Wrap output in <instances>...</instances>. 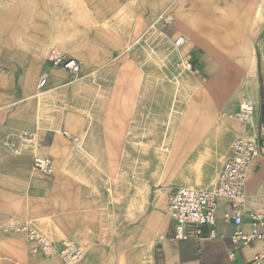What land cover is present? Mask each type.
<instances>
[{"label":"crops","instance_id":"0c3cea01","mask_svg":"<svg viewBox=\"0 0 264 264\" xmlns=\"http://www.w3.org/2000/svg\"><path fill=\"white\" fill-rule=\"evenodd\" d=\"M86 1L90 5L92 24L98 28L92 33L95 38L86 39L88 41L85 43L81 42L79 34L75 37L66 33L60 36L63 43L54 42L58 36L51 32V26L55 22L48 10L45 20L36 30L31 28L30 23H17L14 26L15 36L9 37L10 40L20 43L14 55L10 54L14 58H9L4 63L7 66L0 67L8 70L0 74V223L4 221L0 226L15 221L10 219L14 216L29 215L31 218H39L42 226H46L47 231L55 239L53 241L44 234L49 240L57 244L65 241L76 245L79 243L87 248L86 257L81 264L249 263L262 251L263 243L255 240L250 245L235 248L231 236L236 227L223 220V212L227 207L226 200L219 201L216 237L210 240H174L169 217L163 239L156 238L154 226H149L151 224L149 216L144 218L138 229L135 228L131 234L120 233V236L114 234L107 218L110 217L111 211L105 210V214L102 215V212L96 209L99 198L93 186L107 183L100 178L74 175L75 170L81 168V163L75 160L74 149L69 144L71 141L63 132L79 136L84 142L85 135L83 136L82 133L88 125L86 116H139V113L136 115L132 111L131 102L134 90L137 88L136 82L123 80L127 71L126 66L123 65L128 60L123 58L125 53H122L120 48L134 34L143 30L153 17L157 15L158 18L165 12L163 10L167 9L176 21L169 34L176 36L180 30H184L185 33H190H187L189 36L192 35L190 44L179 49L178 54L172 57V64L175 65L174 60L183 53L190 54L191 60L198 65L200 73L205 67L206 74V80L203 82L185 79L177 81V73L174 70L169 71V80L172 81L174 78L177 81L173 80L176 90L183 91L184 96L188 98L185 107L180 108V113L175 116H181L182 112L185 116H201L206 125L190 142L188 156L176 171H173L171 156L167 161L169 168L165 172L162 171L165 164L163 165L161 161V152L163 153L161 134L158 133V140L157 135L154 136L149 149V157L153 159L149 167L151 177L159 176L161 182H165L166 178L185 169V164L195 168L190 164L209 160L211 151L206 147L201 148L202 139L209 129L218 126L219 108L224 110V116L235 122L237 134L235 140L253 136L259 122L260 108L264 103V46L258 49L256 47V40L264 28V0ZM97 5H102L104 8H98ZM68 14L71 23H74L76 13L70 11ZM215 52L223 57L237 56L242 66L250 59L255 60V73L241 88L238 82L236 84L232 82L233 74L228 73L231 71L223 70L228 74H223L225 80L221 84L220 95L226 101L218 105L210 103L209 100V76L215 74L219 79V74L216 72L221 69L213 66L209 59V63L204 65L199 57L200 54L202 57L213 58ZM53 54L79 60L80 75L72 76L63 70H50L47 60L51 59L48 57ZM44 69H49L48 83L40 92L37 86ZM103 70L104 80L97 81L95 85L91 77L94 73ZM114 73L118 77L120 74L124 77L114 83ZM97 93L104 96L106 106L100 110H91V98ZM195 93L196 99L192 100V95ZM118 97H121V102L117 106L120 108L114 111L113 98L117 100ZM123 98L126 104L122 102ZM247 101L254 103L257 109L251 126L243 125L233 119L242 104ZM13 104H19L15 111L10 108ZM41 114H44L42 119ZM107 129L99 134L94 130L92 135L102 138L106 144L107 138L112 135L111 127ZM22 131L36 134L40 156L52 160L53 174L47 175L33 170V155L29 147L24 148L21 155H11V150L4 145V141L10 135L16 140V135ZM137 142L142 153L145 154V140ZM168 147L171 149V145ZM82 150L91 156L88 150L84 148ZM214 159L217 167L219 156L216 155ZM146 164L149 166V163ZM103 167L106 169L107 164ZM213 179L212 175L207 181L185 179L181 184L183 187L204 189ZM142 186L145 194H151L152 189L149 185ZM159 191L152 208L161 213L165 210L166 195L161 192L162 189ZM246 193L247 212L261 214L264 222L262 154L256 156L251 165ZM14 201L17 203L15 208L12 207ZM242 230L246 234L252 231L251 221L247 215L244 217ZM261 231L264 232V225ZM8 234L0 236V253L4 257L21 258L26 260L27 264H61L60 259H48L51 261L48 263L42 254L43 258H41L40 253L34 250L33 244L25 235L28 242L26 244L19 241L13 243ZM134 239L138 244L130 247L129 242ZM9 247L13 251L8 250ZM5 263L11 262H0V264Z\"/></svg>","mask_w":264,"mask_h":264},{"label":"rangeland","instance_id":"374dc122","mask_svg":"<svg viewBox=\"0 0 264 264\" xmlns=\"http://www.w3.org/2000/svg\"><path fill=\"white\" fill-rule=\"evenodd\" d=\"M89 7L90 5L86 0H0V67L7 66L4 63L9 58H14L12 55H14L15 50L19 49L20 42L9 39V37L15 36L14 26L17 23L22 24L27 22L31 24V28L36 30L40 23L45 20L47 10L55 22L51 26V32L58 36L54 42H64L61 40L62 37H60L62 33L75 37L79 34L82 43L87 42L88 40L86 39L95 38L92 33H94L98 26L92 24L93 18ZM96 7L104 8L102 5H97ZM70 11L76 13L74 23L70 21L68 14ZM163 12L164 14H169L173 21L176 22L169 10L166 9ZM156 17L157 15L144 26L143 30L134 34L120 48V51L125 53L124 49L126 46L142 39L141 43L136 45L137 47H135L133 53H125L123 57L128 60L123 66H126V68L124 67L125 70L130 73L125 72L126 78L121 74L119 77L116 73L113 74L114 83L122 80V77H124L123 80H134L136 82L137 88L134 90L135 93L131 102L132 111L136 115L139 113V116H86L88 118V125L82 133L83 136L85 135L84 142H81V144L69 142L74 149L75 160L81 163V168L75 170L74 175L100 178L107 183L102 186H93L99 198L96 203V209L100 210L102 215L105 214V210L111 211L110 217H107L109 219L108 225H111L113 233L118 236H120V233H123V235L131 234V231L135 228L138 229L144 218L149 216V220L151 221L149 226H154L156 238L163 237L164 230L168 224V200L172 189L179 186L183 187L181 182L185 179L207 181L211 175L214 179L204 189L214 186L230 149L237 138L235 122L224 116V110L219 108L218 126L209 129L202 139L201 148L206 147V149L211 151L209 160H200L194 162L195 164H190L191 166H195V168H190L189 164H185V169H181L166 178L165 182H161V177L159 176L155 178L151 177L149 167L153 159L149 157V149L154 136L156 137L157 135L158 140V133L161 134V147L163 151V153L161 152V161L163 165L165 164V168L163 167L162 171L165 172L169 168V162L167 161L170 156L174 166L173 171H176L186 159L179 160L178 158L180 142L193 141L194 136L198 134L200 126L206 123L201 116H185L184 112L181 113V116H175L180 113V108L183 109L185 107L188 98L184 96L183 91L176 90V85L173 82V80H176L174 78L172 81L169 80V71L174 70L177 73V81L185 79L203 82L206 80L205 67H203V71L201 70L198 76L185 72L181 65L184 61L191 59V55L186 53H183L181 57L174 60L175 65L172 64V57L178 54L177 51L172 50L170 44L171 39L175 37V34L174 36L169 34L174 24L172 26L161 24L159 30H154L152 29V24ZM78 25H80V29H78ZM181 32L185 31L180 30L179 33ZM187 33L190 34L189 32ZM190 36L192 37V35ZM10 54L12 55L10 56ZM55 56L58 55L53 54L48 58ZM199 57L202 59L201 61L204 65L209 63V59L213 66L215 65L218 69H221V71L216 72V74H219V79L216 78L217 75L215 74L209 76V100L210 103L215 105L226 101L220 95V87L225 80L223 74L232 73V80H234L232 82L234 84L238 82L241 88L245 86V81L255 73L254 59L246 61L242 66L239 64L237 56L225 55L223 57L217 55L215 52L213 58H208V56L202 57L200 54ZM226 69H229L231 72H224L223 70ZM103 72L104 70L94 73L91 77L95 85L97 81L104 80ZM192 96V100L196 99V93ZM123 101L126 104L125 98L122 99ZM120 102L121 97H118L117 100L113 98L114 111L120 108V106L117 107ZM21 104L23 103L21 102ZM18 105H11V110L15 111ZM105 106L106 100L102 94L97 93L96 96L91 98V110H100L101 108H105ZM43 116L44 114H41L40 118L42 119ZM177 122L178 129L175 130L174 126ZM110 127L112 135L109 139L107 138L106 144H104L102 138L93 137L94 130H97L99 134L103 133L104 129ZM172 130L173 135L170 138ZM184 133L186 136H184ZM139 140H145V154L142 153L140 145L137 142ZM169 145H171V149L168 147ZM82 148L88 150L91 156L87 155ZM189 148V144H186L185 148L181 149V151L188 154ZM29 149L31 153L40 155L38 151L39 145H34ZM10 153L14 156L12 151ZM216 155L219 156L217 167L214 164V157ZM146 162L149 163V166ZM106 164L107 168L104 169L103 166ZM142 185H149L152 189L151 194H145L146 192ZM159 189H162L161 192L166 195L165 210L161 213L152 208L157 195L160 193ZM104 198L107 200H104ZM12 207H17L16 201L12 203ZM10 219L32 225L48 238L53 241L55 240L47 231L46 226H42L39 218H31L27 215L22 217L14 216ZM8 237L11 241H14L13 243H16L15 241L28 243L26 237L22 234L9 233ZM137 244L136 239L129 242L130 247ZM77 245L85 253L84 260L87 248L79 243ZM8 250L13 251L11 247ZM41 258H43L42 255ZM45 260L48 261L47 258ZM0 262H22L27 264L24 259L4 257L1 253Z\"/></svg>","mask_w":264,"mask_h":264},{"label":"built area","instance_id":"2783aa9c","mask_svg":"<svg viewBox=\"0 0 264 264\" xmlns=\"http://www.w3.org/2000/svg\"><path fill=\"white\" fill-rule=\"evenodd\" d=\"M173 22L169 14L163 13L154 20L152 29L159 30L161 24L172 26ZM141 41L142 39H139L136 43L126 46L124 52L133 53L136 45ZM190 42V36L181 32L171 39L170 44L173 51H178ZM262 46H264V28L256 40L257 49ZM47 62L50 70H63L72 76H79L81 73V62L73 57L55 56L48 59ZM181 66L189 74L198 75L200 73L198 65L191 59L184 61ZM49 69H44L41 72L37 86L40 92L47 86ZM5 71L0 68V74ZM256 113L255 104L247 101L240 107L233 119L243 125L251 126ZM63 134L74 144L82 142L79 136H72L66 131ZM4 145L13 154L21 155L24 148L37 146L39 142L34 133L21 132L16 135V140L11 135L8 136ZM31 154L33 155V170L47 175L53 174L54 168L50 158L42 157L36 153ZM259 154L264 157V103L260 108V118L255 134L235 140L214 186L209 189L181 186L172 189L168 200V217L171 223L172 238L176 241H205L215 238L219 201L226 200L227 207L223 212V220L236 227L231 236L232 243L235 248H241L250 245L255 240L261 241L263 243L262 251L247 264H264V232L261 231L264 225L263 218L261 214L247 212L246 208L248 174L254 159ZM245 215L251 221L252 231L250 234H246L242 230ZM8 233L25 235L28 241L33 244L34 250L47 259H60L61 264H80L83 260L84 251L79 246L72 242L57 244L32 225L9 221L0 226V236ZM163 238L161 237V239Z\"/></svg>","mask_w":264,"mask_h":264},{"label":"bare ground","instance_id":"6f19581e","mask_svg":"<svg viewBox=\"0 0 264 264\" xmlns=\"http://www.w3.org/2000/svg\"><path fill=\"white\" fill-rule=\"evenodd\" d=\"M243 104H244V103H243ZM243 104H242V105H243ZM178 110H179V109H178ZM205 125H206V123H204V124H202V125L200 126V128L198 129V134L203 130V128L205 127ZM174 129H175V130L178 129V122L175 123ZM184 136H186L185 133H184ZM184 136H183V138H184ZM184 142H187V143H184ZM184 142H180V145H179V149H180V153H179V155H178L179 160H181V159H185V158H187V156H188V154L182 152L181 149H184L185 146H186V144H190V142H189V141H184Z\"/></svg>","mask_w":264,"mask_h":264}]
</instances>
